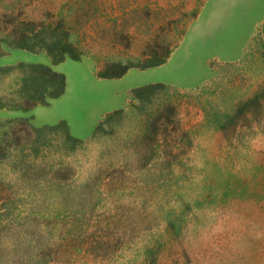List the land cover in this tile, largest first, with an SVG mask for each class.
<instances>
[{"label": "rangeland", "instance_id": "374dc122", "mask_svg": "<svg viewBox=\"0 0 264 264\" xmlns=\"http://www.w3.org/2000/svg\"><path fill=\"white\" fill-rule=\"evenodd\" d=\"M187 31L201 84L131 90L86 138L34 123L53 64L119 76ZM0 264H264V0H0Z\"/></svg>", "mask_w": 264, "mask_h": 264}, {"label": "crops", "instance_id": "0c3cea01", "mask_svg": "<svg viewBox=\"0 0 264 264\" xmlns=\"http://www.w3.org/2000/svg\"><path fill=\"white\" fill-rule=\"evenodd\" d=\"M222 10L230 11L231 8L226 6ZM188 39L187 31L181 45L164 63L147 69H129L116 78L98 76L89 59H65L53 64L52 71L63 76V89L47 105L33 109L34 123L44 125L64 121L72 137L86 138L103 116L125 106L131 90L155 84L180 88L201 84L209 77V70L204 64V72L199 73L188 60H183L186 52L182 45ZM186 55L192 58V55ZM218 58L226 59L227 55Z\"/></svg>", "mask_w": 264, "mask_h": 264}, {"label": "trees", "instance_id": "16d2710c", "mask_svg": "<svg viewBox=\"0 0 264 264\" xmlns=\"http://www.w3.org/2000/svg\"><path fill=\"white\" fill-rule=\"evenodd\" d=\"M56 74V73H55ZM123 74V73H122ZM121 74V75H122ZM121 75H119V76H121ZM98 76H100V77H102V78H116V77H119V76H101V75H98Z\"/></svg>", "mask_w": 264, "mask_h": 264}]
</instances>
